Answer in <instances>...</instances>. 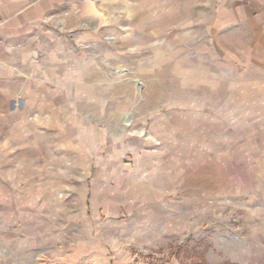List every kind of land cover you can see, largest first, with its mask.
Instances as JSON below:
<instances>
[{
    "label": "rangeland",
    "instance_id": "obj_1",
    "mask_svg": "<svg viewBox=\"0 0 264 264\" xmlns=\"http://www.w3.org/2000/svg\"><path fill=\"white\" fill-rule=\"evenodd\" d=\"M1 17L0 264H264V0Z\"/></svg>",
    "mask_w": 264,
    "mask_h": 264
},
{
    "label": "crops",
    "instance_id": "obj_2",
    "mask_svg": "<svg viewBox=\"0 0 264 264\" xmlns=\"http://www.w3.org/2000/svg\"><path fill=\"white\" fill-rule=\"evenodd\" d=\"M58 1L60 0H0V16L6 23L29 22L31 16L38 17ZM83 15L90 16L86 12Z\"/></svg>",
    "mask_w": 264,
    "mask_h": 264
}]
</instances>
